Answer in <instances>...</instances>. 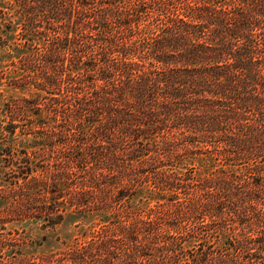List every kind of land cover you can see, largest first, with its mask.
Masks as SVG:
<instances>
[{"label": "trees", "instance_id": "16d2710c", "mask_svg": "<svg viewBox=\"0 0 264 264\" xmlns=\"http://www.w3.org/2000/svg\"><path fill=\"white\" fill-rule=\"evenodd\" d=\"M13 47L7 87L31 97L4 131L45 138L7 209L100 222L39 264H264V0H0ZM15 247L0 264L36 262Z\"/></svg>", "mask_w": 264, "mask_h": 264}, {"label": "rangeland", "instance_id": "374dc122", "mask_svg": "<svg viewBox=\"0 0 264 264\" xmlns=\"http://www.w3.org/2000/svg\"><path fill=\"white\" fill-rule=\"evenodd\" d=\"M15 42L14 40L13 43ZM13 50L14 51L8 48H0V71H3L0 73V197L4 198V200L0 199V239L3 240L6 238L8 240H13L16 245H19V247L12 248L15 252H19L25 259L34 258L36 262L33 263L39 264L40 262H38L39 260L37 259L42 257L53 255L57 258L64 257L67 249L73 247L76 243L85 242L86 240L83 237L84 234L88 233L91 227L97 226L100 222L96 216L91 215L85 217L79 213L72 214L71 211H69L59 225L49 227L47 221H35L28 220V218H21V216H17V214H14V212L11 213V211L7 209L9 205L14 202H19L22 199L25 200L24 204L26 207H29L26 198L21 197L20 194V187L25 184L24 180L21 178L22 171L19 170L15 163H20L28 158L32 161L38 158L40 159L41 153L39 150L35 149V143H43L42 139L45 138L42 136V139H37L38 137L28 134L30 133V128L28 127L31 126L29 123V126L27 123L23 125L24 131H26L24 134H21L19 131L16 135L12 136L4 131L5 126L10 121V119L5 118L1 113L4 104L14 99H30L31 97L29 91L23 92L7 87V85L11 83L10 81L13 77V74L7 69H14L11 68L10 65L18 61L20 57V51L17 53L18 49L15 47H13ZM2 73H4V76H1ZM25 153H27L28 157ZM40 160H42V158ZM26 195L27 199L30 200V194L26 192ZM51 197V194L47 195L48 199ZM63 199L64 198L59 199V203H62ZM4 209L6 212H4ZM6 218L10 220L14 219V221L2 224V220ZM18 218H21V221H15ZM203 240L205 239L203 238ZM11 250L7 249L3 253L8 255ZM199 250V248L190 247L186 252L194 255L195 252H200ZM114 256L120 259L112 264H127L123 262L126 258L125 254H116ZM174 256L175 255L172 253H154L151 257L154 259L156 258V261H160L161 264H191L187 261L192 259V255H187L185 257L181 255L179 258H181L183 262L176 263L171 260L175 258ZM69 257H71V255L67 254L65 262L68 263L65 264H72ZM100 257L105 258L107 255H100ZM138 257L139 258L135 257L137 259L134 264H150L148 262L149 259L143 261L145 257H142V255H138ZM159 258L162 260H159Z\"/></svg>", "mask_w": 264, "mask_h": 264}]
</instances>
